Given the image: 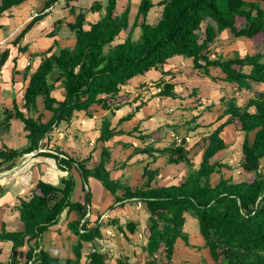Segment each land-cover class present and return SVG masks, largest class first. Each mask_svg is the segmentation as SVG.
I'll list each match as a JSON object with an SVG mask.
<instances>
[{"label":"trees","instance_id":"16d2710c","mask_svg":"<svg viewBox=\"0 0 264 264\" xmlns=\"http://www.w3.org/2000/svg\"><path fill=\"white\" fill-rule=\"evenodd\" d=\"M25 1L0 0V18ZM56 1L47 0L45 8ZM154 5L153 0H139L132 22L130 4L121 13H115L117 0H96L87 10L82 9L79 13L73 10L75 20L68 25L75 34V45L62 47L57 43L43 53L33 72L31 67L25 70L29 81L24 105L29 113L20 110L17 104L12 109L0 111V133L10 130L13 118L21 119L28 131L25 146L11 148L4 144L0 149V172L14 168L24 155L43 148L42 141L61 123H70L75 111L84 110L91 115L92 107L100 105L109 110L110 116L114 114L121 107L117 102L123 85L152 68L160 70L175 55L191 57L194 68L205 76H210V67H220L226 74L224 80L236 84L240 90H251L252 82L264 83V52L211 58V45L226 29L236 37L254 38L260 32L264 34V0H159L157 5L162 7L161 15L155 24H151L147 17ZM89 11L100 12V17L86 28ZM44 15L33 17L13 42L18 44ZM238 17L245 19L240 27L236 24ZM137 27L140 33L135 37ZM122 31H127L123 39L119 38ZM9 54V49L0 53V72ZM247 65L251 66L249 71L245 70ZM156 83L162 88L160 95L176 97L174 83L165 79ZM62 88L63 98L58 99L53 92ZM40 99H43L44 108L52 113L46 121L43 112L37 116L31 114L38 112ZM223 103L225 108L214 121L215 129L207 137L200 166L189 172L180 184L155 185L159 168L150 169L147 165L144 166L145 179L141 186H126L112 179L107 168L112 152L107 145L103 146L99 161L93 167L87 165L91 154L80 160L59 147L54 152L39 151L35 155L56 159L58 166L67 174L61 177L59 184L40 179L30 195L21 199L19 204L24 229L9 231L3 222L0 241H12L16 247L28 243L30 247L23 264H110L108 251L101 248L100 242L103 239L101 217L104 212L99 213L95 223L91 219L93 193L88 185L89 178L95 177L114 194L111 208L124 206L130 201L145 204L149 212L145 230L147 243L144 246L146 264H173L178 239L192 246L184 229L187 212L197 216L199 231L211 259L217 264H264V92L256 93L244 105L239 104L235 97H225ZM139 109L136 107L133 113L121 120L132 118ZM110 119L106 116L102 122L98 139L103 142L117 133H125L111 129ZM233 123L244 132L241 165L253 174L251 181H235L222 175V168L226 165L220 160L212 161L218 152L228 147L223 132ZM186 141L162 148L154 145L135 148L132 154L148 153L157 157L156 152L168 155L169 163L186 162L192 167ZM74 169L83 180V200H74L73 197L77 186ZM215 173L220 178L214 184L212 176ZM73 214L75 217L72 218ZM64 215L68 228L77 236L72 248L74 256L61 257L42 247L44 233L58 224ZM113 221L119 231L127 229L131 234L137 231V222L128 221L123 225L115 219ZM85 242L91 243L92 247L84 253ZM19 257L13 253L10 261L0 264H20ZM118 264L132 263L124 256Z\"/></svg>","mask_w":264,"mask_h":264},{"label":"crops","instance_id":"0c3cea01","mask_svg":"<svg viewBox=\"0 0 264 264\" xmlns=\"http://www.w3.org/2000/svg\"><path fill=\"white\" fill-rule=\"evenodd\" d=\"M34 1L35 0H27L24 3L6 11L0 18V23L2 24V27H0V35L3 34L2 32L3 27L7 19H9L10 23L12 24L15 21L14 19L20 18L21 15H26V18L24 20L25 24L30 22L31 20L30 17L33 18L31 15V11H32L31 8L37 3V9L35 11L38 13V15L42 13L43 14L45 13V15L41 20L38 21V23H36L33 26V28L39 29L42 25H46V29H48L46 33L44 35L42 34L39 35L40 38L43 37L48 38L46 39V50H48L52 46H55L58 43V41L59 42L61 41V38L66 41L72 39V42L70 40V42L66 43L62 47L74 46L76 42L74 32L70 28H68L70 33L67 32L69 34H65V32L63 31L64 30L66 31L67 24L75 20V15L73 13V10L75 11L76 9V11H78V8L75 6L80 2L81 4H78L80 8L79 11H81L82 9L87 10L92 5L91 2H89V0H58L55 3H53L51 6L45 8V4L47 0H36V3H34ZM98 1H103V0H98ZM119 1L120 0H117V2ZM137 1L138 0H131V1L122 0V6H120L121 12L127 7L128 4H130L131 5L130 17L133 16V14L134 16H136L138 10L136 8ZM158 1L159 0H153L154 4H157ZM118 5L119 4H117V6ZM72 7L73 9H71ZM60 11L61 12L64 11L63 12L64 14L63 13L60 14ZM69 11L72 12V17L74 16L73 21H70L71 19L69 17H71V15H68ZM159 17H157V21ZM96 20L92 22H95ZM89 23H88V27L86 28H89ZM25 24L22 23L21 26H24ZM5 26L7 27V25ZM62 26H64V29H62ZM139 29H140L139 27L135 29L134 34H137V36L139 35L138 34ZM29 32H27L25 36L28 34L29 37ZM25 36L23 38H25ZM72 36L74 37V39L70 38ZM123 38L124 37H122V39ZM22 40L23 39H21V41L18 43L21 44ZM215 42L211 45V58L216 57L215 56L216 51L214 52L213 50L216 44ZM20 44L16 45L17 47H13L10 49L9 57L0 72V105L3 106L4 108L12 109L14 104H17L20 110L28 114L29 113L28 109L24 105L25 104L24 93L29 81V76L27 77L25 76V70L27 67L28 68L31 67V72H33L41 62L44 52L33 51L32 47L31 48L29 47V44H24V45L23 44L20 45ZM24 46H26V48L20 51ZM21 53L28 54V56H30L28 57L29 59H27L26 62L23 64L21 63L22 61V58L20 57ZM218 55H222V54L217 53V56ZM32 56H34V58ZM17 60H19V64ZM30 60L33 61V66L31 65L32 61ZM250 68L251 66L248 65L245 66L246 71H249ZM14 69L16 72L14 71ZM209 72H210V76H205L199 70L194 68L193 59L191 57H184L183 55H175L169 58L166 61V63L162 66V68H160V70L156 68H152L143 75H138L133 77L132 79L129 80V82L126 85H123L119 93V101L117 102L118 104H120L121 107L117 109L114 114H111V116L109 110L103 109L100 105H94L92 107L91 115H87L86 111L84 110L75 111L74 117L70 122L71 123L70 128H68L67 130L72 131L73 128L75 129L76 127L80 128L83 126L84 127L83 134L80 137V139L79 136H76L79 133L76 130H74L75 135L73 137V140L71 137H68L64 139L66 141L64 140L62 141L61 136L63 133L62 132L63 128L65 124L69 125V123L63 122L61 123V125L56 127L55 130L47 138H45L42 141L43 148L39 150L54 152V149L56 147H59L63 151H65V153L80 160L87 158L91 154V159L87 162V165L89 167H93L99 161L100 153L103 146L107 145L110 147L112 152V160L110 161V163H108L107 168L110 170L111 177L113 179L120 181L121 178L123 177L124 179L130 178L129 181L134 182L132 181L133 178H131L134 174L133 166L135 164L141 163L144 166L145 165L149 166L151 169L159 168L160 173L156 179L157 183L156 181L154 182L155 185L163 186V185H171V184H180L184 181L185 176L187 175V172H185L184 169H182V171H184V174L179 172L180 175L179 173L177 175L175 173L165 175L160 169L159 165H161L162 163L160 161L165 160V157H167V161H168V155L159 156V154L155 152L154 154L158 156L152 157L148 153H137V154H132V153L135 148H143L145 146L150 147L154 145V147L156 148H162L173 144L180 145L183 144V140L185 139L187 140L185 146H187V149L190 150L189 157L191 159V154H192L191 148L194 142L193 134L198 133L199 131L212 129L208 133L202 132V134L199 135L197 134L198 137L204 138V142L202 143L205 144L202 149V153H204V148L208 143L207 137L216 127L214 121L223 112L225 106L222 105L224 106V108H222V111L217 110L216 115H213L212 112L210 111H207L208 113H206L204 110L205 109L209 110V108L211 109L212 108L211 105H213V103H216V100H220L221 98H225V97L226 98L236 97L235 95H227L224 93L220 94V92L216 89V85H215L216 82L217 83L222 82L225 84L227 83L231 86L234 84L224 80L226 74L222 71L220 67L212 66L210 67ZM10 73L11 76H9ZM218 73L220 74L217 77L216 75ZM161 79H165L166 81L175 84L176 87L175 90H179V93L176 91L175 98L165 97L159 94V92L157 91L159 87L156 86L157 85L156 82L160 81ZM253 83H258V82H252V84ZM20 84L22 87L20 86V88L15 92V87H18ZM9 88L14 92L13 91L10 92L8 90ZM150 92H152V95H149ZM54 96L57 97L58 99L63 98V95H61V93L58 96L56 95ZM40 100H39L38 108L40 107L41 108L38 112L39 113L43 112L44 121H46V119L50 118L52 113L51 111L46 110L44 108V104L40 105ZM202 102L204 103L202 104ZM206 102H210L209 103L210 106L206 105ZM136 107H139L140 109L135 112V115L132 118L123 121L121 120L127 114L133 113ZM199 108H205V109L198 110ZM190 109L192 112L196 114L185 115V113L187 111H190ZM38 112L34 113V116H37ZM46 114H48L47 118H46ZM106 116H109L111 118L110 119L111 129L115 131L121 130L124 131L125 133L123 134L117 133L113 137H111L108 141L103 142L99 140L98 137L101 134L102 122ZM196 117L197 119L194 120ZM164 129L168 130L167 131L168 133L165 132L166 135L160 134L165 131ZM27 133L28 131H26L24 127V122L21 119L13 118L11 120L10 130L5 133H0V149L4 148L3 147L4 144L11 148H20L25 146L28 142ZM147 135H151V136L149 138L142 137ZM176 136L182 138L181 143L178 142ZM92 139H94V141H92ZM87 143H90L92 147H89ZM226 149L222 151H225ZM35 154L34 152H32L24 155L19 163V164L23 163V165L18 169L14 170V168L19 164H17L14 168L10 170L0 172V228L2 226V223L5 222L6 228L7 229L9 228L8 229L9 231L23 230L24 223L20 218V211H19V204L21 199H25L30 195L31 190L35 188L34 186H36V184L40 179L50 182L48 178L53 179V177L55 176L56 179L59 178L61 179L62 176L67 174V171L61 170V168L58 166L56 159L52 157H47L45 155L37 156ZM201 156L203 155H200V159ZM192 159L191 161H193ZM158 161L160 164H157ZM181 163H174V164H181ZM199 166L200 164L197 165L195 169L198 168ZM72 172L77 180V186L79 184V188H80L79 190L80 192L78 193L77 198H74V200H78V199L83 200V195L85 192L83 190L82 177L77 170L74 169ZM177 176L179 177L180 182L175 183L173 182V180H175ZM158 177H160L159 180ZM92 178L93 177H90L89 181ZM125 185H127V183ZM85 186L87 187V185ZM88 186L90 187V185ZM102 186L103 188H102L101 196H104L105 194L104 189L107 191L109 190L103 184ZM92 193H93V197H92L91 208L93 205V199L97 198L96 197L97 194H100L93 191ZM119 194L120 195L122 194V190L119 191ZM109 199L111 200V196L108 197V200ZM114 206L117 207L111 209L108 213L104 212V214L101 217V220L103 221L102 222L103 239L100 240L102 249H105L103 245H105V242L108 241L106 236H104V230L108 229L109 227H113L116 238H123V236H126L129 233L127 229H123L119 231L117 225H115L116 223L113 221V219L117 220L116 222H119L120 224L123 225H126L125 222L126 219L123 215L120 216V218H118L116 214L118 207L122 205H114ZM103 208H104L103 206H100L99 209H97V213L95 216H92L91 214V219L93 223H95V220L98 217L99 213H102L101 209ZM73 217H75L74 214L72 215V218ZM131 221L137 222L136 220H131ZM67 224H68V220H66V217L64 215V217L61 219V221L58 224L53 225L50 228V230L44 233L43 238L41 240L42 247L48 249L46 247L47 245L44 239L45 235H46V241L53 246L52 250H56L58 246L64 248L63 247L64 241H67L66 244L74 243V241L77 240V236L70 231ZM143 228H146V226L144 225ZM10 229H15V230H10ZM120 242L122 241L120 240ZM146 243H147V237L144 245ZM87 244H91V243L85 242L83 248L84 253L89 251V250L85 251V247H87ZM29 247L30 245L28 243L16 247L14 246L12 241H0V262L7 263L8 261H10V257L13 256V253H15L17 256H21L19 257L21 261L20 264H23L24 260L26 259L25 256ZM89 248L90 247H88V249ZM52 250L50 251L53 252ZM68 256H74L73 251L72 254L69 253ZM126 257H128L129 259V256ZM120 258L121 256H119L118 260ZM146 260L147 257L143 264H146ZM108 262L110 264H114L109 259Z\"/></svg>","mask_w":264,"mask_h":264},{"label":"rangeland","instance_id":"374dc122","mask_svg":"<svg viewBox=\"0 0 264 264\" xmlns=\"http://www.w3.org/2000/svg\"><path fill=\"white\" fill-rule=\"evenodd\" d=\"M94 1L95 0H89V2H91V4ZM103 2H106V0H103ZM34 3H36V0L34 1ZM138 3H139V0L137 1V4H136L137 9H138ZM78 4H81V3L79 2ZM78 4L75 6L78 8V11H76V9H75V12L79 13L80 8H79ZM117 4H119V5L117 6L115 13L119 14L121 12L120 6H122V0L117 2ZM161 8L162 7L157 5V4H155L153 6V8L150 10L149 15L147 17V20L149 23L155 24L157 22V17H159L161 14ZM31 9H32L31 15H32V17H34V15L37 13L35 11L37 9V3ZM63 12L64 11H62V12L60 11V14H62ZM158 13H159V16H158ZM68 15H71V17H69V18L71 19L70 21H73L74 16L72 17L71 11L68 12ZM99 17H100V12L89 11L87 13V22L85 24V27H88L89 22H92V21L98 19ZM134 17H135L134 14H133V16L130 17L131 22L134 20ZM25 18H26V15H21L20 18L14 19L15 20L13 22L14 24L13 23L11 24L9 19L6 20V23L4 24L3 31H2L3 34L0 35V40L5 38V39L1 40L2 42L0 41V52L4 51L5 49L10 50L11 48L17 47L16 45L20 44V43L15 44L13 42V40L20 33V30L21 29L23 30L26 27V25L29 23L28 22L27 24H25V21H24ZM30 19L32 20L33 18L30 17ZM244 22H245V19L243 17H238L236 24L238 27H240ZM22 23H24L25 25L21 26ZM39 24H40V22H39ZM5 25H7V27ZM51 26H50V28H51ZM68 28H70V27H68V24H67L66 31L65 30L63 31V32H65V34L70 33ZM62 29H64V26H62ZM47 30L48 29H46V25H42L39 29L33 28L29 32V37L27 34L25 36V38H23L21 44H23V45L29 44V47L30 48L32 47L33 51L46 52V39H48V38H46V37L40 38L39 35L40 34L44 35ZM67 32H69V33H67ZM126 32L127 31H122L119 38L125 37ZM139 33H140V29H139L138 34ZM135 37H137V34H135ZM70 38L74 39L73 36ZM263 38H264L263 32H260L254 38H248V37H236L229 29H226L225 31H223L221 33V35L218 36V38L215 42L216 43L215 47L213 50H214V52L216 51L215 56H217V53H221L223 58H232V57H235L238 55L239 56H245L246 54H254L258 51L264 52V40H263ZM70 40L72 42V39H69L68 41H66V40H63L61 38V41L60 42L58 41V43L60 46H64L66 43L70 42ZM22 50L23 49H21L20 51H22ZM20 57L22 58L21 63L23 64L26 62L27 59H29L28 57H30V56H28V54L21 53ZM32 57L34 58V56H32ZM17 61L19 64V60H17ZM30 61H32V60H30ZM31 65L33 66V61H32ZM219 74L220 73H218L216 76L218 77ZM9 76H11V73L9 74ZM215 85H216V89L220 92V94L224 93L227 95H235L236 96L235 98H237V102L241 105H244L248 101V98L250 96H255L256 93L264 92V83L263 84L253 83L251 90H248V89L240 90L236 87V84H233L231 86L227 83L225 84L222 82H219V83L216 82ZM20 86H21V84L18 87L14 86L15 92L20 88ZM175 89H176V87H175ZM8 90L10 92L13 91L10 88ZM176 91L179 93V90H176ZM58 93L59 94L61 93V95H63L64 89L62 88L61 90H55L54 91V95L58 96L59 95ZM8 95H9V93H8ZM149 95H152V92H150ZM217 99H219V98H217ZM222 99L223 98H221L220 100H216V103H213V105H211L212 108L211 109L209 108V110H207L205 108H199L198 110H204L205 109L204 111L206 113H208L207 111H210V112H212L213 115H216L217 110L222 111V108H224V106H222V105H224V103L222 102ZM203 103L204 102H202V104ZM209 103L210 102H206V105H209ZM43 104H44V102L42 99V100H40V105H43ZM40 108H38V111L40 110ZM0 109L2 111H4L5 108L0 105ZM180 109H182V108H180ZM31 114L34 115V113H31ZM48 114H46V118L48 117L47 116ZM186 114L187 115H189V114L195 115L196 113L192 112L190 109V111H187L185 113V115ZM70 124L71 123H69V125L65 124V126L63 128V131H62L63 133L61 136L62 141L68 137H71L73 140V137L75 135L74 130H76L79 133L76 135V136H79V139L83 134V128H84L83 126L80 128L76 127L75 129L73 128L72 131H68L67 129L70 128ZM211 130L212 129L203 130V131H199L198 133L193 134L194 142H193V145L191 148V150H192L191 159L193 158L192 159L193 160L192 161V163H193L192 167H190V165L186 162H183L181 164H174V163L170 164L167 161V157H165V160L160 161V162H162L161 165H159L161 171L165 175L166 174H172V173H175L177 175L179 172L184 174V171H185V172H187V175H188L189 172L194 170L195 167L200 164V161L202 159V156L200 159V155H203L202 149H203L205 144H202L204 142V138L198 137V135L202 134V132L208 133ZM167 131L168 130H165L163 133H160V134L166 135L165 132L168 133ZM223 136L225 137V139L228 143V147L225 151H221V152L217 153L212 158V161L220 160L221 162H223L226 165L222 168V175H225L226 177H232L235 181H241V180H250L251 181V180H253V174L248 172V171H245L241 165V160H242L241 145H242L243 138H244V132L239 130L238 124H230L224 130ZM64 141H66V140H64ZM92 141H94V139H92ZM87 144L89 147H92L90 143H87ZM156 156H158V155H156ZM157 164H160L159 161L157 162ZM133 167H134V169H133L134 174L131 178H133L132 181H134V182L129 181L130 178L124 179L123 177L121 178L120 182H122L123 184L127 183L126 186H131V187L141 186V185H143L144 179H145L143 177L144 165L140 163V164H135ZM262 167L264 169V158L262 159ZM182 169H184V171H182ZM179 175H180V173H179ZM186 176H185V178H186ZM159 178L160 177H158V180H159ZM219 178H220V175L218 173L213 174L212 182L215 184L219 180ZM48 180L54 184L60 183V178L56 179L55 176L53 177V179L48 178ZM173 182H175V183L180 182L179 177L177 176L176 179L173 180ZM156 183H157V181H156ZM89 185H90L93 192L100 193V194L96 195L97 198L93 199V205H92V208L90 210L92 212V216L96 215L97 209H99L100 206L104 207L103 209H101V212H106V213H108L111 209H114L115 207H117V206H114L113 208L110 207V205L113 203L114 197H115L111 191L109 192V191L104 189L105 194H104V196H101L103 186H102V183L97 178L93 177L89 181ZM34 187H36V186H34ZM79 190H80V188H79V184H78V186L74 192V196H73L74 198H77L78 193L80 192ZM110 196H111V200L110 199L108 200V197H110ZM116 214H117L118 218H120V216L123 215L126 219L125 220L126 223L128 221H131V220H136L137 224L138 225L140 224V225L138 226L135 234H131V233L127 234L129 236L128 238H126V236H123V238H116V235L114 234L113 227H109L108 229L104 230V236H106V238L108 240L107 242H105V245H103V247L105 248L104 251L105 250L108 251V253H107L108 258L107 259L111 260L114 264H118L119 256H121L123 258H124V256H129V261H131V262L133 261L132 263L143 264L146 257H147V252L144 250V246H145L144 243L146 241V233H145L146 228H143V227H144V225L147 226L148 218H149V212H148L145 204L143 202L141 204H139V202H137V201H134V202L130 201L125 206L118 207ZM126 217H128V218H126ZM186 218H187V221H186L184 229L189 235V240L192 243V246H187L183 239H178V241L176 243V247H175L173 264H217L215 261H213L211 259V256L209 254V248L205 243L204 237L202 236V234L199 231V223H198L197 216L192 212H187ZM11 227H14V226H11ZM10 230H15V229H10ZM44 239H45V243L47 245L46 247L48 249L52 250L53 246L49 242L46 241V235H45ZM120 240L122 242H120ZM66 242L67 241H64V246H63L64 248L58 246L56 250H52L54 252V254H57L61 257H66L69 255V253L72 254L73 244L76 242V240L72 244H66ZM91 246H92V244H87V247H85V251L90 250ZM88 247H90V248L88 249Z\"/></svg>","mask_w":264,"mask_h":264},{"label":"built area","instance_id":"2783aa9c","mask_svg":"<svg viewBox=\"0 0 264 264\" xmlns=\"http://www.w3.org/2000/svg\"><path fill=\"white\" fill-rule=\"evenodd\" d=\"M35 15H36V14H35ZM1 42H2V41H1ZM157 91L160 92V91H161V88L159 87ZM176 139L178 140L179 143L182 142V138H181V137L176 136ZM141 203H142V202H139V204H141Z\"/></svg>","mask_w":264,"mask_h":264},{"label":"water","instance_id":"95a60500","mask_svg":"<svg viewBox=\"0 0 264 264\" xmlns=\"http://www.w3.org/2000/svg\"><path fill=\"white\" fill-rule=\"evenodd\" d=\"M40 150L38 149V150H35L34 151V154L35 153H38ZM23 165V163H21V164H19L18 166H16L15 168H14V170H16V169H18L19 167H21Z\"/></svg>","mask_w":264,"mask_h":264},{"label":"clouds","instance_id":"9594fccd","mask_svg":"<svg viewBox=\"0 0 264 264\" xmlns=\"http://www.w3.org/2000/svg\"><path fill=\"white\" fill-rule=\"evenodd\" d=\"M36 14L38 15V13H36ZM37 15H36V16H37ZM34 17H35V15H34Z\"/></svg>","mask_w":264,"mask_h":264}]
</instances>
